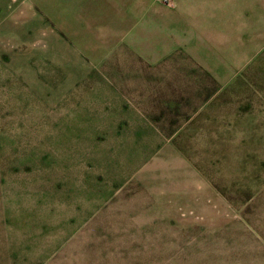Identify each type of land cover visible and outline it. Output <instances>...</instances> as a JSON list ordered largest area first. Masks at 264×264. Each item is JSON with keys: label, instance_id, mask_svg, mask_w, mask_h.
Returning a JSON list of instances; mask_svg holds the SVG:
<instances>
[{"label": "rangeland", "instance_id": "rangeland-1", "mask_svg": "<svg viewBox=\"0 0 264 264\" xmlns=\"http://www.w3.org/2000/svg\"><path fill=\"white\" fill-rule=\"evenodd\" d=\"M0 264H264V0H0Z\"/></svg>", "mask_w": 264, "mask_h": 264}, {"label": "crops", "instance_id": "crops-1", "mask_svg": "<svg viewBox=\"0 0 264 264\" xmlns=\"http://www.w3.org/2000/svg\"><path fill=\"white\" fill-rule=\"evenodd\" d=\"M235 1H254V0H235Z\"/></svg>", "mask_w": 264, "mask_h": 264}]
</instances>
